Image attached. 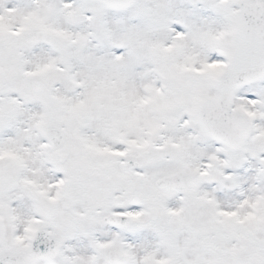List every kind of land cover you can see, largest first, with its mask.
Masks as SVG:
<instances>
[{
	"label": "snow or ice",
	"instance_id": "6c2138e0",
	"mask_svg": "<svg viewBox=\"0 0 264 264\" xmlns=\"http://www.w3.org/2000/svg\"><path fill=\"white\" fill-rule=\"evenodd\" d=\"M0 264H264V0H0Z\"/></svg>",
	"mask_w": 264,
	"mask_h": 264
}]
</instances>
